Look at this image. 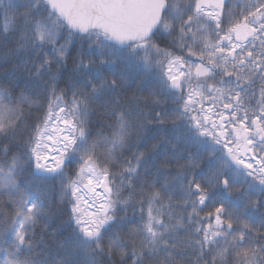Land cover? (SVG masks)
<instances>
[{"label":"snow or ice","instance_id":"6c2138e0","mask_svg":"<svg viewBox=\"0 0 264 264\" xmlns=\"http://www.w3.org/2000/svg\"><path fill=\"white\" fill-rule=\"evenodd\" d=\"M0 264H264V0H0Z\"/></svg>","mask_w":264,"mask_h":264},{"label":"trees","instance_id":"16d2710c","mask_svg":"<svg viewBox=\"0 0 264 264\" xmlns=\"http://www.w3.org/2000/svg\"><path fill=\"white\" fill-rule=\"evenodd\" d=\"M175 54H177V55H180V54H181L180 51H179V49H176V50H175ZM63 87H64V84H63V82H61V83H60V88H63ZM58 91H59V89H58ZM36 111H37V110H36L35 108L32 109L33 114H36ZM97 119H98V116H92V117H91V120L93 121V123H95V122L97 121ZM12 151L15 152L16 149L13 148ZM9 155H11V153H10ZM208 210H209V209H205V212H207ZM205 212H202L201 215H204ZM61 219H64V217H61V218L57 219V220H56V223H59Z\"/></svg>","mask_w":264,"mask_h":264}]
</instances>
